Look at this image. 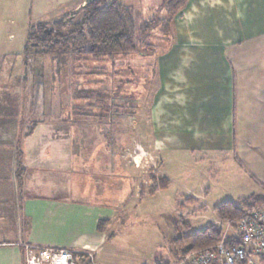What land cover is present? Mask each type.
Masks as SVG:
<instances>
[{
    "label": "rangeland",
    "instance_id": "obj_1",
    "mask_svg": "<svg viewBox=\"0 0 264 264\" xmlns=\"http://www.w3.org/2000/svg\"><path fill=\"white\" fill-rule=\"evenodd\" d=\"M160 1L117 0L133 9L136 50L128 56L95 60L93 57L45 56L41 48L32 46L23 54L29 27L64 15H76V20L79 19L77 13L81 7L70 13L75 0H0V56H7L0 59L3 66L0 93L7 97L5 105L13 103L16 111L22 107V119L28 124L23 136L42 135L47 146L53 142L51 139H57L56 134L59 139L62 136L64 141L72 143L73 139L82 140L79 146L73 144L74 152H78L72 157L76 164L80 160L81 189L87 193L94 190V194L82 199L113 209L114 234L105 250L106 258L110 259L108 264H176L181 260L174 261L173 241L196 232L202 227L200 224L213 223L210 212L206 214L200 204L193 211L177 206V200L186 196L184 192L189 189L199 193L205 189L207 205L213 208L231 199L237 204L240 194L251 189L246 185L245 176L236 175L237 168L232 162L212 165L214 172L209 174L204 160L182 154L181 159L189 161L188 167L196 168L195 176L199 179H195L169 164V153L163 154L166 161L160 159L159 142H164L168 133L165 124L169 118L168 96L175 91V88L169 89L167 82L170 55L167 50L172 46L173 51L178 48L183 51L191 46L187 44L197 43L190 42L185 33L174 34L176 26L173 30L161 27V22L157 21L162 17ZM149 20L157 22L144 33L143 23ZM23 61L25 78L20 74ZM20 75L25 80L19 85L16 80ZM185 84L188 88L187 81ZM75 90L96 95L87 100L82 94L78 95L80 98L75 96ZM14 97L22 98L19 105L12 100ZM154 115L158 122L161 120L160 128L164 131L155 147ZM51 120L54 125L49 132L45 127ZM56 120H64L66 124L57 129L60 122ZM156 135L160 136L158 126ZM74 171V174L66 171V175H79ZM164 172L173 178L172 184L165 192L150 194L151 177L168 181ZM118 175L125 177L120 179ZM200 203L204 201L201 199ZM203 215L205 223L201 220ZM184 223L189 227L185 228Z\"/></svg>",
    "mask_w": 264,
    "mask_h": 264
},
{
    "label": "crops",
    "instance_id": "obj_2",
    "mask_svg": "<svg viewBox=\"0 0 264 264\" xmlns=\"http://www.w3.org/2000/svg\"><path fill=\"white\" fill-rule=\"evenodd\" d=\"M85 1L75 0L70 13ZM180 15L181 19H176ZM173 29L174 34L185 33L190 42L197 43L187 44L191 46L183 49L190 57L182 54L181 48L173 51L170 46L167 50L169 77L163 79L175 91L170 90L168 96L169 118L165 123L168 133L167 139L159 142L160 159L166 161L163 154L169 153V164L195 179H199L195 176L196 168L188 167L189 161H183L182 154L204 160L209 174L214 172L212 165L232 162L237 168L236 175L245 176L246 185L251 188L250 192L240 194L238 202L252 195L262 196L264 0H189L174 17ZM5 57L1 55L0 59ZM20 74L24 77V66ZM22 77H17L19 85L25 80ZM6 99L0 93V264H22L21 242L69 250L75 264H108L110 259L106 258L105 250L114 234L113 209L82 199L94 194V190L87 193L81 189L80 160L76 164L72 157L75 143L79 146L82 140L73 139L72 143L56 134L57 139L50 138L53 142L47 146L42 135L23 136L28 124L22 119V107L16 111L13 103L5 105ZM12 100L19 105L22 98ZM26 111L30 113L27 107ZM51 122H46L49 132L54 125ZM55 122H60L57 129L64 125L61 120ZM152 124L155 147L164 131L156 115ZM157 126L160 136L156 135ZM18 157L22 175H16ZM74 170L79 175H66V171L74 174ZM164 173L170 186L173 178ZM118 177L123 179L125 175ZM184 194L182 202L177 200L178 207L193 211L200 204L206 214L210 212L212 225L217 221L213 213L217 205L213 208L207 205L205 189L199 193L187 189ZM203 216L201 220L205 223ZM200 225V229L209 226Z\"/></svg>",
    "mask_w": 264,
    "mask_h": 264
},
{
    "label": "trees",
    "instance_id": "obj_3",
    "mask_svg": "<svg viewBox=\"0 0 264 264\" xmlns=\"http://www.w3.org/2000/svg\"><path fill=\"white\" fill-rule=\"evenodd\" d=\"M189 0H161L159 18L161 27L173 30L174 17L187 5ZM79 15V16H78ZM76 15L63 17L52 22L38 23L28 29L27 39L23 54H27L28 48H41L42 55L51 57H93L95 60H111L116 56H128L136 50V25L131 7L122 5L117 0H93L83 5ZM156 20L144 22V33L150 27H154ZM34 41L35 44H31ZM23 61V66H24ZM25 68V66H24ZM75 96L90 100L96 93L91 91H77ZM82 94V95H81ZM81 95V96H78ZM75 99V97H73ZM52 121V120H51ZM54 121V120H53ZM66 124L65 121L61 122ZM21 157H18L16 175H22ZM152 179V187L148 192L155 194L169 188V182L164 179ZM264 203L263 196H249L239 202L223 201L218 204L213 213L218 220L237 221L241 212L245 209ZM103 222H99L102 225ZM185 228L189 226L183 224ZM221 227L209 225L194 233L176 238L173 241L172 251L174 261H179L201 249L212 247L219 243ZM75 260V258H74ZM264 264V257L259 259ZM241 264H247L244 259Z\"/></svg>",
    "mask_w": 264,
    "mask_h": 264
},
{
    "label": "built area",
    "instance_id": "obj_4",
    "mask_svg": "<svg viewBox=\"0 0 264 264\" xmlns=\"http://www.w3.org/2000/svg\"><path fill=\"white\" fill-rule=\"evenodd\" d=\"M219 243L185 256L176 264H260L264 257V203L241 212L237 221L218 220ZM22 264H75L71 251L21 242Z\"/></svg>",
    "mask_w": 264,
    "mask_h": 264
},
{
    "label": "water",
    "instance_id": "obj_5",
    "mask_svg": "<svg viewBox=\"0 0 264 264\" xmlns=\"http://www.w3.org/2000/svg\"><path fill=\"white\" fill-rule=\"evenodd\" d=\"M91 1H93V0H86V1H85V4H87V3L91 2ZM85 4H84V5H85Z\"/></svg>",
    "mask_w": 264,
    "mask_h": 264
}]
</instances>
